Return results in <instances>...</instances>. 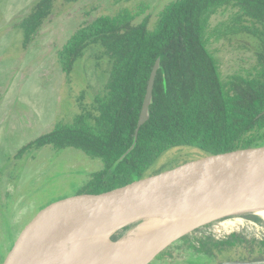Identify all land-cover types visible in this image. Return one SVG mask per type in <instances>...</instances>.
I'll return each instance as SVG.
<instances>
[{
	"label": "rangeland",
	"instance_id": "374dc122",
	"mask_svg": "<svg viewBox=\"0 0 264 264\" xmlns=\"http://www.w3.org/2000/svg\"><path fill=\"white\" fill-rule=\"evenodd\" d=\"M39 1L0 0V264L34 221L81 194L92 173L103 168L100 159L75 147L58 150L47 145L18 156L21 148L58 122H72L106 89L111 63L100 44H91L69 74L59 51L82 26L125 9L134 23L148 20L153 29L162 12L177 0H54L50 16L27 39L22 22ZM241 12L233 6L220 8L205 33L225 86L234 75L255 73L260 42L248 31L238 30L242 23L252 27L247 18L239 20ZM259 146H264V139ZM203 156L204 151L195 147H173L147 175L160 166L168 170ZM235 217L190 232L149 264H259L264 260V221L250 213L238 216L242 223ZM139 224L125 225L103 240L102 247L119 241ZM233 240L235 244L229 243Z\"/></svg>",
	"mask_w": 264,
	"mask_h": 264
},
{
	"label": "trees",
	"instance_id": "16d2710c",
	"mask_svg": "<svg viewBox=\"0 0 264 264\" xmlns=\"http://www.w3.org/2000/svg\"><path fill=\"white\" fill-rule=\"evenodd\" d=\"M53 6L54 0H40L24 19L27 39ZM226 6L241 9L239 20L247 18L252 27L242 23L238 30L256 37L260 48L255 73L234 75L225 86L205 33L212 15ZM154 26L150 29L148 20L134 23L125 9L77 30L59 51L60 60L69 74L91 44H100L111 63L106 89L72 122H58L18 156L47 145L81 149L103 162L83 193H101L148 176L151 166L173 147H195L208 156L259 146L264 139V115L259 117L264 111V0H177ZM158 59L150 118L135 147L117 164L134 143ZM163 167L154 174L167 170Z\"/></svg>",
	"mask_w": 264,
	"mask_h": 264
},
{
	"label": "water",
	"instance_id": "95a60500",
	"mask_svg": "<svg viewBox=\"0 0 264 264\" xmlns=\"http://www.w3.org/2000/svg\"><path fill=\"white\" fill-rule=\"evenodd\" d=\"M159 68L160 59L151 74L134 143L117 164L135 147L141 127L150 118ZM262 115L264 111L259 117ZM87 185L82 186L81 194L55 205L34 221L4 264H37L36 252L45 242L77 226L107 219L125 226L139 222L143 214L168 217L174 224L151 243L131 251L133 255H145L141 264H149L175 241L200 227L264 209V146L204 156L101 193H83ZM119 241L109 244L125 249L127 246ZM257 263L264 264V260Z\"/></svg>",
	"mask_w": 264,
	"mask_h": 264
},
{
	"label": "bare ground",
	"instance_id": "6f19581e",
	"mask_svg": "<svg viewBox=\"0 0 264 264\" xmlns=\"http://www.w3.org/2000/svg\"><path fill=\"white\" fill-rule=\"evenodd\" d=\"M253 214L264 221V209ZM139 217L142 218L141 224L129 229L118 242L127 246L125 249L111 245L106 249L102 247L103 240L124 227V223L117 224L116 219H107L77 226L48 240L36 252L37 264H141L145 255H133L132 249L151 243L174 221L146 214ZM238 222L243 221L238 218Z\"/></svg>",
	"mask_w": 264,
	"mask_h": 264
}]
</instances>
